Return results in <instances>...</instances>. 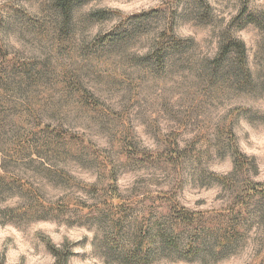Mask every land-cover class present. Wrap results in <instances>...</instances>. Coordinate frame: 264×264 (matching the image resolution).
Segmentation results:
<instances>
[{
  "label": "rangeland",
  "instance_id": "1",
  "mask_svg": "<svg viewBox=\"0 0 264 264\" xmlns=\"http://www.w3.org/2000/svg\"><path fill=\"white\" fill-rule=\"evenodd\" d=\"M55 1L0 0V264H120L101 213L145 241L168 199L209 248L152 264H264V197L241 204L264 189V31L242 0H91L67 22ZM229 37L246 62L218 59Z\"/></svg>",
  "mask_w": 264,
  "mask_h": 264
},
{
  "label": "trees",
  "instance_id": "2",
  "mask_svg": "<svg viewBox=\"0 0 264 264\" xmlns=\"http://www.w3.org/2000/svg\"><path fill=\"white\" fill-rule=\"evenodd\" d=\"M89 1L91 0H56L55 5L63 21L67 22L71 20L76 7ZM242 2L244 8L240 13V18H244L246 23L256 24L264 31V16L249 8L250 0H242ZM101 12L103 11H95L92 15L103 19L105 15ZM230 55H235L242 62H246L248 55L245 41L239 37H229L225 43H222L218 59L222 60L226 57L228 58ZM243 157L247 158V155L241 152L235 154L234 171L242 169L245 162H247L248 165L250 164V159H245L246 161L244 162ZM250 189L251 188H249V190L246 188L244 189L245 192L248 193L241 201V204L245 203V199L252 200L255 195V193H252L254 191L264 197V189ZM167 202L168 207L166 213L162 214L155 221H152L151 225H148L147 231H150V235H144L145 241L142 240V233L146 232L144 223L134 221L132 224L128 223L127 226L120 217L114 215L113 211H111V209L115 208L113 207V203H111L109 206L110 209L108 208V210L111 211L110 214H101L103 217L106 216L105 218L109 219V223H112L111 226L118 231H114V229L111 234L107 233L109 235L104 243L99 244L98 248L103 257L108 262L114 260L120 264H152L154 260L152 256L154 254L155 256H169L171 259H186L190 256L196 257L204 254L207 248H209L206 238L201 237L200 239L192 240H188L187 238V242L182 243L180 238L181 235L178 233L182 230V227L187 229L202 222L204 218L203 213L192 211L187 207L179 208L177 204L173 203V200L168 199ZM118 208L120 213L127 210L124 206L122 208L118 206ZM122 236L123 243L119 245ZM230 242L231 240L226 238L222 242L225 245L212 246L210 251H212L213 254H220L222 250H224L223 248ZM52 253L55 257L54 264H68V253L62 249L56 248L52 249Z\"/></svg>",
  "mask_w": 264,
  "mask_h": 264
}]
</instances>
